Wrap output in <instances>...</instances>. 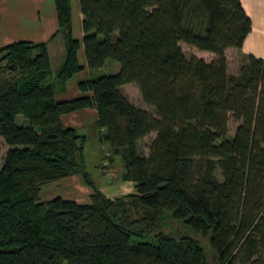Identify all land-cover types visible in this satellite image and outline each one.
Masks as SVG:
<instances>
[{"label": "trees", "instance_id": "obj_1", "mask_svg": "<svg viewBox=\"0 0 264 264\" xmlns=\"http://www.w3.org/2000/svg\"><path fill=\"white\" fill-rule=\"evenodd\" d=\"M52 1L64 39L55 71L46 41L0 47V264H264V59L242 55L230 73L225 55L251 29L241 1L79 0L81 40L71 1ZM180 43L215 56L187 57ZM80 47L90 70L119 69L56 101L84 69ZM85 108L108 146L105 177L118 157L115 179L132 192L109 197L87 172L86 136L61 122ZM73 175L89 202L39 200L41 186Z\"/></svg>", "mask_w": 264, "mask_h": 264}, {"label": "crops", "instance_id": "obj_2", "mask_svg": "<svg viewBox=\"0 0 264 264\" xmlns=\"http://www.w3.org/2000/svg\"><path fill=\"white\" fill-rule=\"evenodd\" d=\"M240 1L245 10V13L250 18L251 29L246 35L241 49L237 50L234 48H229L225 51V55H227L228 51H235L241 56L250 54L255 57L264 59V0ZM76 16L81 23L82 15L80 13L79 6L76 10ZM56 30V12L52 0H0V47L14 41H46L48 45L51 67L52 57L57 59V64L60 65L64 59V39L61 34L53 36ZM72 35L79 40H81L83 35L81 26L80 29H77V33L74 32L73 11ZM83 55V48L80 47L78 51L79 61L82 60ZM85 64H82L84 68L86 67ZM118 69L119 66H116V72L118 71ZM122 87L123 86H121V89ZM71 92L74 96L81 95L79 89L77 88V85L71 88ZM60 95L62 94H56L55 97H58V100L67 99V97ZM140 108L147 110L148 106ZM92 115H96L95 109L85 108L76 112L62 115L61 122L63 126L72 127L78 130L77 128H80L86 124V122H84V119L87 116ZM67 178H69L70 180L64 184L65 189L62 191L63 194H69V197L66 198L79 201L78 197H80V195H89L90 189L84 185L81 178H79V180L81 179L83 186L80 185L81 182L77 180L78 178H76V175ZM133 185L134 184L129 181L123 182L122 184V186H127L129 188L128 192L126 193H130L133 191ZM102 190L103 189H101V191ZM50 196L51 197L40 201L49 200L53 198L52 196L54 195Z\"/></svg>", "mask_w": 264, "mask_h": 264}, {"label": "rangeland", "instance_id": "obj_3", "mask_svg": "<svg viewBox=\"0 0 264 264\" xmlns=\"http://www.w3.org/2000/svg\"><path fill=\"white\" fill-rule=\"evenodd\" d=\"M71 7L73 11V23H74V32L77 33V29H80L81 23L76 16V10L79 6V0H70ZM76 35V34H75ZM57 42V41H56ZM180 46L187 57L190 55H196L199 58H203L205 61H211L214 58V54L208 51L200 50L196 47L186 45L184 43H180ZM227 59V67L230 73H235L238 70V66L241 63V55L235 51H228L226 55ZM52 59V70L55 71L60 65L57 64V59L54 57ZM81 64H85V57L83 55L82 60H80ZM59 65V66H57ZM86 65V64H85ZM116 66L118 67V63L113 60H107L105 64L97 68L95 70H90L89 68L85 67L81 71L74 74L67 82L66 89L57 94H62L60 96L67 97L65 100L73 99L79 96H74L71 92V88L75 87L78 82L87 80L89 78H95L102 75L113 74L116 72ZM126 85V86H125ZM134 84H124L122 85V91L125 95L129 98V100L138 107H147L144 101L141 99L139 90ZM82 95V93L80 92ZM56 101H65V100H58V97H55ZM17 121L20 123L22 122V117H18ZM86 124L78 129L79 133H82L86 136V144H85V164L86 170L89 173L91 179L101 188L103 189V193L109 197H114L116 195L125 194L128 192L127 186H122L123 182H117L116 176L121 173L122 165L117 158H115L114 163L110 166L111 170L108 172L107 177H105L106 173H103V169L101 168V162L103 157L105 156V151L108 150V146L101 144L97 138V129L95 126L96 122V115L87 116L84 119ZM237 125V122L231 118L229 120V134H233L234 129ZM154 133L147 135L142 140L139 141L138 147L139 150L143 153L147 152V146L150 140L153 138ZM8 146L4 143L3 139L0 137V166L2 165L3 159L5 157L6 151ZM107 171V170H106ZM77 180L81 178L79 175H76ZM70 179H61L58 181H54L48 184L41 186L39 192V200L47 199L51 197L50 195L60 196L62 198L69 197V194H63L62 191L65 189L64 184L67 183ZM81 182V179L79 180ZM131 182V181H129ZM80 185L83 186L81 182ZM67 191V190H65ZM79 201L83 203L89 202V197L80 195Z\"/></svg>", "mask_w": 264, "mask_h": 264}]
</instances>
